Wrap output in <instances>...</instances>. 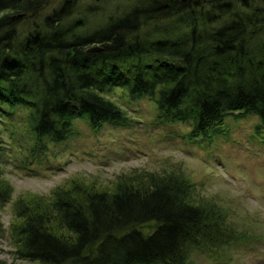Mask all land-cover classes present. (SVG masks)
<instances>
[{
    "label": "trees",
    "instance_id": "16d2710c",
    "mask_svg": "<svg viewBox=\"0 0 264 264\" xmlns=\"http://www.w3.org/2000/svg\"><path fill=\"white\" fill-rule=\"evenodd\" d=\"M54 1L0 0L1 158L2 126L26 168L75 136L78 120L94 132L127 126L134 118L123 105L145 98L158 120L189 124L188 142L220 138L230 119L250 114L258 117L253 136L264 135V0L250 10L251 0L207 8L203 0H158L111 14L86 34L62 28L78 0H61L37 21ZM187 13L190 32L141 37ZM93 45L103 49L88 51ZM1 172L4 204L14 187ZM227 208L199 197L182 169H134L107 185L74 177L49 196L22 194L10 233L17 258L34 264H197L196 251L221 260L256 235L236 228Z\"/></svg>",
    "mask_w": 264,
    "mask_h": 264
},
{
    "label": "rangeland",
    "instance_id": "374dc122",
    "mask_svg": "<svg viewBox=\"0 0 264 264\" xmlns=\"http://www.w3.org/2000/svg\"><path fill=\"white\" fill-rule=\"evenodd\" d=\"M78 1L75 12L64 20L62 28L86 34L105 25L111 14L124 15L135 6L158 0ZM203 1L207 8L217 0ZM60 2L55 0L42 10L37 21L41 23ZM234 2L240 3L239 0ZM254 4L262 6L259 0H251L248 10ZM237 8L239 13H246L247 9L242 6ZM189 19L187 13L153 23L141 32V37L148 33L158 36L164 31L179 37L178 34L190 32ZM221 23L214 22V27ZM114 95V98H120ZM123 106L134 118L127 126L107 124L99 132H94L87 122L78 120L75 136L52 144L44 152L41 162L30 159L26 168L21 166L20 158L8 144L9 133L2 126L6 142L2 151L5 154L2 158L0 156V168L3 177L12 183L14 192L10 202H0V218L6 229L0 234V264H34L17 258L12 243L10 225L15 217L14 202L19 196L24 193L49 196L54 188L74 177L107 185L118 175L134 169L155 172L182 169L196 183L199 197L228 207V220L236 228L256 234L251 242L233 245L221 260L196 251L193 260L197 264H264V135L253 136L258 117L250 114L241 119H230L227 124L230 135L229 129L224 127V135L220 138L212 135L205 140L199 138L188 142L185 135L189 124L158 120L156 107L150 100L138 99ZM26 150L28 152H23L28 155L29 149Z\"/></svg>",
    "mask_w": 264,
    "mask_h": 264
},
{
    "label": "water",
    "instance_id": "95a60500",
    "mask_svg": "<svg viewBox=\"0 0 264 264\" xmlns=\"http://www.w3.org/2000/svg\"><path fill=\"white\" fill-rule=\"evenodd\" d=\"M102 49H103V47L101 45H93L92 47L88 48L87 50L94 52V51H100Z\"/></svg>",
    "mask_w": 264,
    "mask_h": 264
}]
</instances>
